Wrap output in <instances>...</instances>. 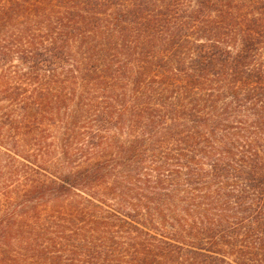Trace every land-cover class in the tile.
Here are the masks:
<instances>
[{
  "label": "trees",
  "instance_id": "obj_1",
  "mask_svg": "<svg viewBox=\"0 0 264 264\" xmlns=\"http://www.w3.org/2000/svg\"><path fill=\"white\" fill-rule=\"evenodd\" d=\"M49 139L24 193L77 244L47 254L43 223L19 258L264 264V0H0V155L46 172Z\"/></svg>",
  "mask_w": 264,
  "mask_h": 264
},
{
  "label": "rangeland",
  "instance_id": "obj_2",
  "mask_svg": "<svg viewBox=\"0 0 264 264\" xmlns=\"http://www.w3.org/2000/svg\"><path fill=\"white\" fill-rule=\"evenodd\" d=\"M60 129L61 128L51 127L52 137L54 135H58V131ZM50 141L51 143L54 142L52 145V156L48 157L46 162H49L51 171L47 169L48 163L41 165L46 167V172L39 170L37 168L38 166L24 168V166L19 162V159L22 160L21 158L16 161H11V165L17 167L14 170H9L8 167L10 166L7 164L8 161L0 155V220L9 219L10 222H13L14 226H23V233L17 234L14 230L12 238L9 242L5 240L0 233V252H8L11 255L8 259L3 258L0 261V264H7L8 261L13 260V258H17L16 260L20 261L22 264H35L38 261L35 257L32 258L31 255L21 256L19 258L21 252L26 251L22 249V245L18 240L20 239L21 241V239L29 237L30 235L33 236L34 231L31 230L39 224H47L46 233L42 243L45 244L46 242L45 252H47V254H51V251H56V249H61L63 252H66L73 241V244H77L76 238L71 239L69 237L70 233L68 229H70V227L64 224L66 217L63 212H61V209L53 206V203L51 202V198H53V196L49 198V195L51 194L50 192L45 194V198H43L41 192L39 191L34 194L24 193L26 185L32 184L39 178L40 180H47V178H49L48 173H51V175L55 174V166H53L50 162H54L57 157H60V151L58 147L55 148L58 142L51 139L47 142L49 143ZM28 148L30 154H32V159L34 155L40 154L39 148L35 144H32ZM61 220L63 221L62 223ZM55 221L59 223L54 224ZM14 229H16V227ZM54 229L58 231H55ZM74 251L76 252L71 253L73 254V257L82 261L88 259L99 260L98 258L102 257L103 253H105L82 252L83 249L81 248ZM108 253H110V255H127L134 252ZM92 254L93 256L90 257Z\"/></svg>",
  "mask_w": 264,
  "mask_h": 264
}]
</instances>
